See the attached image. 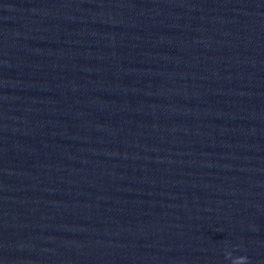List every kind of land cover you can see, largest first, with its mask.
<instances>
[{
  "label": "water",
  "instance_id": "obj_1",
  "mask_svg": "<svg viewBox=\"0 0 264 264\" xmlns=\"http://www.w3.org/2000/svg\"><path fill=\"white\" fill-rule=\"evenodd\" d=\"M0 264H264V0H0Z\"/></svg>",
  "mask_w": 264,
  "mask_h": 264
},
{
  "label": "clouds",
  "instance_id": "obj_2",
  "mask_svg": "<svg viewBox=\"0 0 264 264\" xmlns=\"http://www.w3.org/2000/svg\"><path fill=\"white\" fill-rule=\"evenodd\" d=\"M241 260L248 262V258L247 257H241Z\"/></svg>",
  "mask_w": 264,
  "mask_h": 264
}]
</instances>
